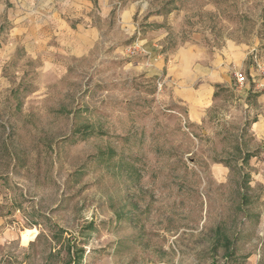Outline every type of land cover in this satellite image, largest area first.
Instances as JSON below:
<instances>
[{
  "label": "rangeland",
  "instance_id": "1",
  "mask_svg": "<svg viewBox=\"0 0 264 264\" xmlns=\"http://www.w3.org/2000/svg\"><path fill=\"white\" fill-rule=\"evenodd\" d=\"M184 42L248 53L264 94V0H0V264H264L237 72L201 125L145 74Z\"/></svg>",
  "mask_w": 264,
  "mask_h": 264
},
{
  "label": "crops",
  "instance_id": "2",
  "mask_svg": "<svg viewBox=\"0 0 264 264\" xmlns=\"http://www.w3.org/2000/svg\"><path fill=\"white\" fill-rule=\"evenodd\" d=\"M153 47L158 46L149 45L148 52H145L150 56L149 67L145 74L149 71L154 76H158L160 81L165 78L173 84L174 100L186 108L187 120L195 125H201L206 121L209 110L216 104V94L220 89L234 88L232 73H243L246 78L245 85L238 87L235 83L234 93L239 102H244L247 110H255L254 106L257 108L256 117L254 116L255 120L250 123L249 132L254 137H264V94L258 90V87H251L246 73L249 72V75L254 77L251 83L260 84L262 79L259 73L252 71L249 62H246L248 53L235 47L222 52L214 50L208 53L207 49L187 42L180 43L168 53L162 51L160 54H153L152 52L158 49H164L162 45L156 50ZM81 48H77L78 50L73 48V54L65 50H58V53L64 55L66 59L72 55L83 57L84 47ZM255 63L260 65L259 62ZM260 66L262 68V65ZM153 78L156 79V77ZM227 94L229 93H222V96ZM252 97H254L253 101H251ZM250 120L248 115V121ZM223 171L217 172L219 178L223 177Z\"/></svg>",
  "mask_w": 264,
  "mask_h": 264
},
{
  "label": "built area",
  "instance_id": "3",
  "mask_svg": "<svg viewBox=\"0 0 264 264\" xmlns=\"http://www.w3.org/2000/svg\"><path fill=\"white\" fill-rule=\"evenodd\" d=\"M235 79H236V82H237V86L238 87H243L245 85L246 78H245V76H244L243 73L237 72L235 74Z\"/></svg>",
  "mask_w": 264,
  "mask_h": 264
}]
</instances>
